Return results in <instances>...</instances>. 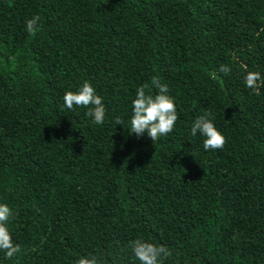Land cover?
<instances>
[{"label": "trees", "instance_id": "obj_1", "mask_svg": "<svg viewBox=\"0 0 264 264\" xmlns=\"http://www.w3.org/2000/svg\"><path fill=\"white\" fill-rule=\"evenodd\" d=\"M248 71L264 75V0H0V202L20 247L0 264H140L137 239L164 244L161 264H264V85ZM153 76L178 114L154 142L125 128ZM85 80L103 125L63 106ZM206 112L220 149L190 134Z\"/></svg>", "mask_w": 264, "mask_h": 264}, {"label": "clouds", "instance_id": "obj_2", "mask_svg": "<svg viewBox=\"0 0 264 264\" xmlns=\"http://www.w3.org/2000/svg\"><path fill=\"white\" fill-rule=\"evenodd\" d=\"M40 17L33 15L25 22V29L29 34L35 35L39 30ZM230 67L223 65L220 72L229 73ZM244 84L253 91H258L264 85V75L260 71H248L244 76ZM155 89V92H153ZM175 98L170 95L167 83H162L157 77L151 78V83H144L136 88L134 99L131 102V115L128 127L129 134L137 137L144 135L157 141L171 133L178 120ZM63 106L67 110L75 107L87 109L86 115L96 125H103L106 118L104 98L98 94L92 82L85 80L75 91L68 90L63 95ZM115 124L123 125L121 117H116ZM190 134L203 137V148L216 150L223 147L225 137L217 128L210 112L198 116L191 124ZM12 209L5 202H0V251L6 258L11 259L20 251L18 244L13 242L9 229V220ZM162 243L137 239L131 247L140 264H161V258L167 257L168 249ZM78 264H99L95 256L84 257Z\"/></svg>", "mask_w": 264, "mask_h": 264}]
</instances>
